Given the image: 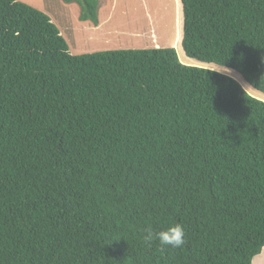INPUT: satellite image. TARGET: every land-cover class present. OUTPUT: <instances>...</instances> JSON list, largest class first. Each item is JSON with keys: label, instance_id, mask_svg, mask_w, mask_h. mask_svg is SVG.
Returning a JSON list of instances; mask_svg holds the SVG:
<instances>
[{"label": "trees", "instance_id": "1", "mask_svg": "<svg viewBox=\"0 0 264 264\" xmlns=\"http://www.w3.org/2000/svg\"><path fill=\"white\" fill-rule=\"evenodd\" d=\"M62 1L98 25L102 0ZM179 1L185 56L264 94V0ZM175 223L182 247L143 242ZM263 248L264 102L172 47L72 55L46 14L0 0V264H251Z\"/></svg>", "mask_w": 264, "mask_h": 264}, {"label": "rangeland", "instance_id": "2", "mask_svg": "<svg viewBox=\"0 0 264 264\" xmlns=\"http://www.w3.org/2000/svg\"><path fill=\"white\" fill-rule=\"evenodd\" d=\"M17 1L46 14L57 26L72 55L172 47L182 64L215 72L219 70L220 66L185 56L181 48L182 8L179 0H102L97 26L78 20L79 7L75 3L65 4L62 0ZM228 77L237 81L248 95L264 102V94L250 87L238 73L233 71ZM261 261H264V248L253 257L251 264H261Z\"/></svg>", "mask_w": 264, "mask_h": 264}, {"label": "clouds", "instance_id": "3", "mask_svg": "<svg viewBox=\"0 0 264 264\" xmlns=\"http://www.w3.org/2000/svg\"><path fill=\"white\" fill-rule=\"evenodd\" d=\"M218 72L231 76L233 70L226 68L224 64L219 67ZM185 229L181 223H175L172 226H169L165 230L154 231L151 226L146 227L143 230L142 238L143 242L147 245H151L154 241L159 242V246L163 247H172L180 248L185 244Z\"/></svg>", "mask_w": 264, "mask_h": 264}, {"label": "bare ground", "instance_id": "4", "mask_svg": "<svg viewBox=\"0 0 264 264\" xmlns=\"http://www.w3.org/2000/svg\"><path fill=\"white\" fill-rule=\"evenodd\" d=\"M214 68V67H213Z\"/></svg>", "mask_w": 264, "mask_h": 264}]
</instances>
